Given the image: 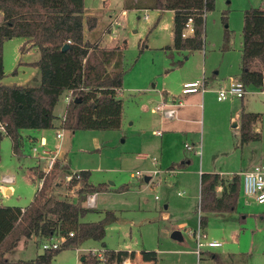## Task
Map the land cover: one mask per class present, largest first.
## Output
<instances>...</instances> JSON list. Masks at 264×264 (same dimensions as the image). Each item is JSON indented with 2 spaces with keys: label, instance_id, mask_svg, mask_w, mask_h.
<instances>
[{
  "label": "rangeland",
  "instance_id": "obj_1",
  "mask_svg": "<svg viewBox=\"0 0 264 264\" xmlns=\"http://www.w3.org/2000/svg\"><path fill=\"white\" fill-rule=\"evenodd\" d=\"M123 2L84 1V15L95 16L105 29L100 45L125 43L126 71L118 96L123 102L121 126L105 130L81 129L73 133L58 127L46 129L49 148L53 153L62 152L71 173L86 170L90 172V182L109 184L107 192L96 194V202L88 205L86 200L85 205L93 210L82 221L103 220L106 211H112L116 217L105 221V235L101 241H84L79 246L84 252H77L75 248L63 249L51 264H81L79 256H92L94 249H138L146 256L155 257L159 264H195L196 241L192 232L199 226V164L202 162L204 169L212 166L227 172L236 171L238 163L244 160L249 165H264V89L249 86L243 99H234L233 107L229 104L231 98L217 101L216 94H208L199 107L192 100L199 94L185 96L183 109L191 113L187 115L188 122L181 124L186 125V131L176 129L180 133L167 127L175 116L166 118L162 115V119L165 117V124H162L161 111L156 110L163 102L157 95L167 85L177 88L178 80L192 73L200 60V68L203 71L206 66V74L224 69L239 71L244 10L264 6V0H215L213 10L205 14L204 44L199 50L172 47L173 13L170 10H125ZM146 14L147 19L144 18ZM114 20L121 21L122 25L116 28L113 37L111 30L106 31ZM84 34L85 37L89 35L86 28ZM2 52L5 76L1 82L34 85L31 79L39 78L40 71L28 63L38 59L37 49L23 37H12L3 42ZM242 104L245 111L260 114L254 129L261 133V139L239 146L238 127L235 126L238 121L230 116L234 117ZM65 108V97L61 95L54 107L55 125ZM153 130H160L162 136L155 135ZM56 132L62 137L57 138ZM20 133L24 139L21 157L13 153L9 137L4 136L0 143V204L24 208L32 201L39 186L38 171L46 165V160L34 156L33 143L27 139L28 136L38 137L35 130L21 129ZM166 134L167 140L162 143ZM185 143L195 146L197 154L188 150ZM35 147L41 153L37 142ZM140 154L147 157L138 158ZM62 156L57 153L58 159ZM185 158L190 159L185 169L176 174L167 173L169 165L178 164ZM153 159H156V165L152 164ZM136 171L141 175L130 177ZM4 176L11 177L12 181L3 182ZM66 176L58 173L56 191L71 199L74 192L73 188L67 190ZM160 176L164 177L162 182ZM145 177L151 178L149 183H145ZM122 184L129 186L128 191H118ZM5 187H10L12 192L8 194ZM178 191H185V194L178 196ZM239 196L236 211L207 214L202 228L207 237L204 240L221 242L220 247L211 250L221 255L234 254V264H264V219L261 218L264 204L248 206L242 192ZM241 213L246 216L243 224L239 223ZM177 230L181 234L180 240L171 237ZM149 251L156 252L151 254ZM42 252L40 244L27 239L20 241L8 257L12 261L28 260ZM200 264H208L204 254Z\"/></svg>",
  "mask_w": 264,
  "mask_h": 264
},
{
  "label": "trees",
  "instance_id": "obj_2",
  "mask_svg": "<svg viewBox=\"0 0 264 264\" xmlns=\"http://www.w3.org/2000/svg\"><path fill=\"white\" fill-rule=\"evenodd\" d=\"M84 1L0 0V124L4 126V130H0V143L4 136L9 137L17 157L23 155L21 129L58 127L73 133L81 129L105 130L121 126L123 102L118 92L126 71L125 43L100 45L105 29L95 16L84 15ZM214 4L215 0H124L123 7L125 10H172V47L199 50L204 44L205 14L213 10ZM188 18H192L194 31L182 37ZM85 28L89 31L86 37ZM12 37H23L37 49L38 59L28 63L40 71L36 85L1 82L5 76L3 42ZM224 37L227 42V30ZM64 44H68V48L63 50ZM239 80L245 90L249 86L264 89V6L244 10ZM68 91H71L70 100L55 125L54 107L60 96ZM259 118L260 114L256 112H240L237 125L239 146L261 139L260 132L254 129ZM183 166V162L173 164V167ZM59 172L71 174L63 157L57 158L47 172L38 171L42 183L26 207L0 205V264H51L63 249H77L86 240L101 241L104 238L105 221L115 218L112 211H106L105 218L100 221L87 222L82 218L93 210L85 205L87 197L109 190V184H94L89 180V171H78V177L74 175L67 180V190L73 188V200L56 191L55 179ZM241 181L239 173L229 177L202 173L200 213L235 211ZM219 186L221 191L218 194ZM205 222L206 216L201 215L200 224L204 226ZM60 237L65 239L60 247L44 249L33 259L12 261L8 257L22 240L34 239L41 245ZM206 256V261L209 258L217 264L235 263L234 254L222 257L206 253ZM114 260V251L104 250V262ZM98 261L95 255H86L83 263Z\"/></svg>",
  "mask_w": 264,
  "mask_h": 264
},
{
  "label": "crops",
  "instance_id": "obj_3",
  "mask_svg": "<svg viewBox=\"0 0 264 264\" xmlns=\"http://www.w3.org/2000/svg\"><path fill=\"white\" fill-rule=\"evenodd\" d=\"M161 11V10H160ZM172 13H173V11L172 10H170ZM147 19V18H146ZM203 55H204V53H203ZM204 57H205V55H204ZM206 60V59H205ZM33 62V61H32ZM28 66V65H27ZM30 66V65H29ZM33 67V66H32ZM201 67V60L199 61V63H198V67L195 69V70H193L192 71V73H188L187 75H184V76H182L181 77V79L180 80H178L179 81V83L177 84V88H175V89H173L175 86H173V85H167L166 86V88L164 89V90H162L157 96H158V99L159 100H161V101H163V103L165 104V105H167V106H173V108L175 109V111H176V113H175V118H173V119H171V120H174V121H172L173 123L171 124V123H169L168 124V130H170V131H177L176 129H178V130H180V131H186L184 128H186V125L184 126V125H181L182 123L184 124L185 122H188V118H187V115H189L190 113H191V111H188V110H184L183 109V106H184V101H183V98L185 97V96H188V95H193V94H199L198 96H194V97H192L193 99V103L195 104V105H197L198 107L201 105L200 104V101H202V100H206V98H207V95L208 94H213V95H215L216 94V92H215V90L219 87V86H221V85H224V84H226L227 82H228V80L230 79V78H235V79H238L239 78V73H240V69H239V71L237 72V71H232V70H228V69H224L223 71H220V70H217V71H215V72H213L212 74H206V66H205V68L203 69V71H202V69L200 68ZM34 68H37V67H34ZM185 73H187L188 71L187 70H185L184 71ZM201 75L202 76H204V78H205V87H206V90L202 93V92H194V93H190V94H186V95H183L182 93H181V89L180 88H182V84L184 83V82H189V81H194V80H196V79H199V77H201ZM38 79L39 78H37V77H33L31 80H32V82H33V84L34 85H36L37 84V82H38ZM20 85H21V83H19ZM129 89H137V88H129ZM170 89V90H169ZM172 91V92H171ZM246 92L247 91H245V93H244V95H243V97H241V98H231L230 99V101H229V104L233 107V101H234V99H243L244 98V96H245V94H246ZM119 94L120 93H118V96H119ZM64 97H65V95H64ZM186 98H188V97H186ZM217 99V98H216ZM178 100H180V103H176ZM217 101H219V100H217ZM223 101H225V100H223ZM67 104V103H66ZM192 106H194V105H192ZM244 106H243V104L241 105V108H239L236 112H235V116L234 117H231L230 116V119H232V118H234V119H236L237 121H238V119H239V115H240V112L242 111V110H244V108H243ZM153 112H154V109L152 110ZM163 118V116H162V114H161V120L163 121V120H165V117H164V119H162ZM167 118V117H166ZM194 121V120H193ZM164 122V121H163ZM162 124H165V122L164 123H162ZM237 125H238V122L235 124V126L237 127ZM33 130H35V134L38 136V137H32V136H28L27 137V139L29 140V142L30 143H33V145H32V148L33 147H35V143L37 142L38 143V145H39V147H40V149H41V153H38V154H40V156H44V157H48V156H50L53 152H52V150L49 148V138H48V134L46 133L47 132V130L46 129H33ZM157 131H159L160 132V130H157ZM156 131V132H157ZM257 131V130H256ZM152 132H155V130H153ZM169 131H166V133H168ZM177 132H179V131H177ZM180 133V132H179ZM155 135H159V136H162V132H160L159 134H157V133H154ZM261 134V133H260ZM167 137H168V135L166 134L163 138H162V143L164 142V141H166L167 140ZM185 144H187V143H185ZM185 144H184V146H185ZM58 146H59V144H58ZM37 148V147H36ZM193 150V152H194V154L196 153L195 152V146L194 147H192V149H191V151ZM55 152H57L58 153V155H60V157L62 156V152H59V151H55ZM197 154V153H196ZM35 156V155H34ZM36 157V156H35ZM63 157V156H62ZM147 157V155L146 154H140V155H138V158H146ZM37 158V157H36ZM64 158V157H63ZM38 160H43V161H45V159H43V158H37ZM164 159V157H161V160H163ZM64 162L69 166V164L67 163V161L65 160V158H64ZM152 162V164H153V160L151 161ZM181 162H183L184 164H185V166H183V167H173V164H175V163H172L171 165H169L168 167H167V173H172V174H176L178 171H181V169H185V167H187L188 166V164H190V159H187V158H185L184 160H182ZM257 165H259V164H257ZM261 165V164H260ZM199 169H197V173H199V193H198V204H197V213H198V223H199V226L198 227H200V229H201V231L203 232V230H202V228L205 226V224H206V222H205V224H204V226H202L201 224H200V217H201V215L202 216H206L207 217V214H203V213H200V211H199V195H200V175L202 174V173H205V172H211V173H219L220 175H223V176H225V177H229V176H231L232 174H234V173H241V172H243V171H247V170H250L253 166H255V164L254 165H249V164H247V162L244 160V161H242V162H239L238 163V165H237V167H236V171H230V172H227L226 170H216L217 168H214V167H212V166H208V168H206V169H204V167H203V163L201 162L200 164H199ZM44 167H45V165L43 166V168L42 169H39V171L40 170H43L44 169ZM70 168V167H69ZM132 174V173H131ZM130 174V177H133V178H135L136 176H132ZM147 181L144 179V181H145V183H149L150 182V177H147ZM160 181L162 182V180L164 179V177H161L160 176ZM121 187H124L122 190H119V192H125V191H128V189H129V186L127 185V184H122V186ZM4 190L5 191H7V193L8 194H10L11 192H12V189L10 188V187H5L4 188ZM108 191V190H107ZM107 191H104V192H107ZM217 191H218V194L220 193V191H221V186H219L218 188H217ZM243 193V195H244V198H245V205H248V206H250V205H262V204H264V202L263 203H257L255 200H254V198L253 197H250V196H247V195H245L244 194V190H243V182L241 181V188H240V192H239V195H240V193ZM101 193V192H100ZM185 194V191H182V192H177V195L178 196H182V195H184ZM94 196H95V199H96V194H94ZM239 197L240 196H238V200H237V205H238V202H239ZM73 200H75V197H73ZM95 202H96V200H95ZM86 203V202H85ZM87 204V203H86ZM0 205H2V204H0ZM95 206V205H94ZM164 208H167L166 206H164ZM236 209H237V206H236ZM236 209H235V211H236ZM234 212V211H233ZM209 213H216V212H209ZM116 217V216H115ZM245 218H246V216H244L242 213H241V215H240V218H239V223L240 224H243L244 223V221H245ZM261 218L262 219H264V213L263 214H261ZM115 219V218H114ZM205 237H206V234H205ZM207 238V237H206ZM205 238V239H206ZM209 241H211V240H209ZM213 241V240H212ZM215 241H217V240H215ZM217 242H219V241H217ZM220 243V245L219 246H217V247H204V248H206V249H202V252H201V254H200V257H199V260L201 261V255L203 254V253H205V256H206V253H216V252H213L211 249H213V248H218V247H220L221 246V242H219ZM103 246H105L104 244H103ZM76 251L77 252H84V250L83 249H81V248H77L76 249ZM87 250H85V252H86ZM113 251H114V253H115V260L113 261V262H111V264H159V262H158V260L155 258V257H153V256H146L144 253H142L143 252V250H138V249H136V250H132V249H127V250H115V249H113ZM151 254H154L153 252H156V251H149ZM216 254H219V253H216ZM80 255V254H79ZM220 256H222V257H225L226 255H228V254H226V255H221V254H219ZM80 257V260H81V264H87V263H83V261L85 260V254H83V255H80L79 256ZM207 257V256H206ZM207 261H208V264H210V263H214V264H217L214 260H211V259H209V258H207ZM99 262H104V261H98L97 263H94V264H98ZM210 262V263H209ZM80 263V262H79ZM104 263H107V262H104ZM90 264H92V263H90Z\"/></svg>",
  "mask_w": 264,
  "mask_h": 264
},
{
  "label": "built area",
  "instance_id": "obj_4",
  "mask_svg": "<svg viewBox=\"0 0 264 264\" xmlns=\"http://www.w3.org/2000/svg\"><path fill=\"white\" fill-rule=\"evenodd\" d=\"M144 18H148V15L146 14ZM122 25L121 21L114 20L113 22L111 21L109 27V30H111V35L114 37L116 36V28L120 27ZM194 31L193 27V21L192 18H188L184 25V29L182 31V37H186L190 34H192ZM69 43V41H68ZM205 78L202 77L201 79H196L194 81H189V82H184L182 84L181 88V93L183 95L194 93V92H204L206 90L205 87ZM245 86L244 84L238 79L235 78H230L228 82L224 85L219 86L215 92H216V98L219 101L227 100L229 98H241L243 97L245 93ZM120 93V91L118 92ZM70 94L71 91H68L65 94V101L66 103L69 102L70 100ZM176 103H180V100H178ZM166 105L162 102V105H158L156 107V110L161 111V114L167 118H173L175 116V109L173 106H167L166 108L163 107ZM0 130H4V126L0 124ZM159 134L160 132L157 131L155 132ZM56 137L61 138L62 134L60 132H56ZM185 147L188 150L192 149V146L189 144H185ZM33 154L37 158H43L46 160V165L43 169V171L47 172L54 164L56 161L57 157V152L52 153L48 157L40 156L37 152V148L33 147L32 148ZM153 164L156 165V159H153ZM78 171H73L70 175L66 176L67 180H70L72 176L78 177ZM132 176H139L141 175L139 171H136L135 173L131 174ZM242 177V182H243V190L244 194L250 197H253L254 200L257 203H263L264 202V165H255L253 166L250 170L243 171L240 173ZM12 178L11 177H3V182H11ZM42 183V179L39 180V186ZM95 202V196L94 195H89L87 197V203L88 205H91ZM72 235V233H70ZM192 236L195 237L196 241V250L195 253L197 255V262L195 264H200V254L202 252V249L204 247H217L220 245L219 242L215 240L211 241H205L204 239L205 234L201 231L200 227H198L196 232H192ZM64 237L60 238H52L50 240L44 241L41 244L42 249H55L61 246V243L64 241ZM92 250V249H91ZM92 254L97 257L98 260L104 261V250H92Z\"/></svg>",
  "mask_w": 264,
  "mask_h": 264
},
{
  "label": "water",
  "instance_id": "obj_5",
  "mask_svg": "<svg viewBox=\"0 0 264 264\" xmlns=\"http://www.w3.org/2000/svg\"><path fill=\"white\" fill-rule=\"evenodd\" d=\"M66 48H68V44H64L63 47H62L63 50L66 49ZM75 101H77V100L75 99ZM145 180L146 181L148 180L147 177H145ZM171 237L174 238V239L180 240L181 239V234H180V232L178 230L177 231H173L172 234H171Z\"/></svg>",
  "mask_w": 264,
  "mask_h": 264
}]
</instances>
